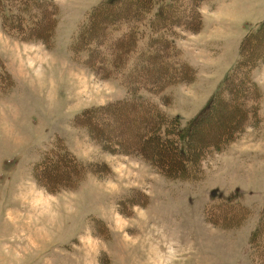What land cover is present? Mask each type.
Listing matches in <instances>:
<instances>
[{
    "label": "rangeland",
    "instance_id": "rangeland-1",
    "mask_svg": "<svg viewBox=\"0 0 264 264\" xmlns=\"http://www.w3.org/2000/svg\"><path fill=\"white\" fill-rule=\"evenodd\" d=\"M106 1L0 0V264H264L250 245L264 208V0H176L161 45L187 67L134 91L145 71L126 70L149 51L150 15L137 11L135 46L112 57ZM242 75L244 99L224 88ZM145 99L148 112L130 104ZM212 99L185 131L191 176L167 146L133 150L135 128L161 113L183 128Z\"/></svg>",
    "mask_w": 264,
    "mask_h": 264
},
{
    "label": "trees",
    "instance_id": "trees-1",
    "mask_svg": "<svg viewBox=\"0 0 264 264\" xmlns=\"http://www.w3.org/2000/svg\"><path fill=\"white\" fill-rule=\"evenodd\" d=\"M135 1V0H134ZM133 0H109L106 1L105 4H115L116 6V12L111 11V18H105L103 21V24L111 23V38L114 39L113 44L114 45V50L111 53V56H120L121 55L124 57V55H127L130 53L132 50V47L135 46L136 44V39L135 42L131 41L133 36H134V29L131 27L132 26V21H135L136 19H141L143 15H141V12H145V16H149L148 19V25H150V32H151V43H149L148 46V53H144L145 51H141L139 55L136 57V59L133 62V66H130L126 72L129 71L128 75L131 74V72H137V68H140V70H144L145 74H138V75H133L135 80L128 81L129 87L132 88L134 91V86L137 84H145L149 85L148 88H160L161 85L167 83L170 84L171 77H174L176 75H173L172 72H176L177 74L181 73L183 70L185 71V64L186 62L182 61L180 56H178V49L175 47L167 45H161L163 42H167L169 38V30L171 27V19L173 18L174 14H176L177 10L174 12L173 7H175L176 0H136L134 2ZM156 2H158V8L155 11H150L149 5L152 6V4L156 5ZM104 4V5H105ZM143 4V6H142ZM119 6V7H118ZM152 8V7H151ZM176 9H178L176 7ZM141 11L138 13L137 11ZM4 10L2 11V13ZM118 13L121 15L122 19L119 20L118 17L115 15ZM92 14H90L91 16ZM52 16H56V13ZM53 17V18H54ZM92 25V23H90ZM88 25L87 29L84 30V26L81 25V30L77 34L76 38L72 42L71 49L73 48L74 54L77 49H79L80 45L82 44L83 38L88 34L89 31L88 29L90 28ZM97 26L96 22L91 26L90 31L93 29V27ZM123 26V28H122ZM110 28V27H109ZM84 30V32H82ZM106 30L108 28L106 27ZM167 32V33H166ZM257 33H254L257 35L260 31H256ZM94 35V34H91ZM129 38V40H128ZM162 38H166V40H161ZM81 40V43H80ZM79 41V42H78ZM78 42V43H77ZM80 43V44H79ZM149 58H151L149 60ZM158 59L161 60V63H158ZM155 63L154 68H160L161 65L165 67L166 69L168 68L170 70V73L167 72L169 75L161 76V71L158 72V76L156 80L162 81V82H150L149 78L152 75L150 74L149 69L152 68V64ZM241 58H239L236 61V68L234 71L231 72V75L234 76L236 75L237 69L241 64ZM113 67V65H111ZM187 67V66H186ZM3 75L7 76V70L4 66V63L0 59V86L3 83ZM171 75V76H170ZM243 76V75H242ZM239 77V76H238ZM249 77V75H248ZM247 77V78H248ZM167 81V82H166ZM249 82V83H248ZM226 83H229L230 89H227L230 94L235 95L238 94L239 98L240 96L246 98L249 89L252 87L254 81L248 78L246 80L245 76L237 78L235 81L231 79L230 76H227L224 80V88ZM136 84V85H135ZM223 91V89H219V91L216 93V96L218 95L219 92ZM131 100H138L141 99L137 96H131ZM238 98V99H239ZM147 100V99H145ZM215 101V99H212L208 105L190 122L185 127H181L180 122L177 119L169 120V122H166V119L164 120L163 118V113L162 116L156 117V119L153 120V122L148 120L143 124L141 128H135L134 131L137 134V138L140 141L139 144H133V150L136 148V151L143 152L145 150V147H149L151 150L155 151V155H157L159 152L163 151L166 146L167 149L170 152L174 154L175 160L177 159L178 163L181 165L180 169V175H183L185 177L191 176V168L189 166V163H191V158L188 156L192 153L193 147L191 145V142H189V135L185 134V131H190L192 130L193 125L197 121H199L200 117L203 114H205L209 108H211L212 103ZM212 102V103H211ZM135 103L137 104L136 106H140L143 109H147L146 111L148 112V108L150 109L151 107L148 100L147 101H142L140 103L136 102H131L130 104ZM255 106V105H254ZM252 106V107H254ZM157 110V109H156ZM132 111V110H131ZM158 111V110H157ZM168 123V124H166ZM162 125L164 126V129L162 128ZM188 133V132H187ZM218 146H221V142L218 141ZM157 153V154H156ZM156 160V158H155ZM157 161V160H156ZM227 207H230L229 205H234L233 200H228L225 202ZM225 205V207H226ZM250 236V245L253 254H258L257 252L260 251L264 252V208L261 210L259 220L257 222L256 227L252 230Z\"/></svg>",
    "mask_w": 264,
    "mask_h": 264
}]
</instances>
